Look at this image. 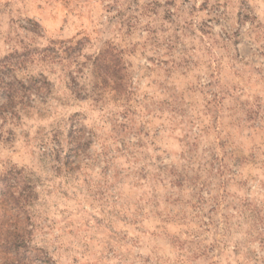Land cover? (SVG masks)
<instances>
[{
    "label": "rangeland",
    "instance_id": "rangeland-1",
    "mask_svg": "<svg viewBox=\"0 0 264 264\" xmlns=\"http://www.w3.org/2000/svg\"><path fill=\"white\" fill-rule=\"evenodd\" d=\"M0 78V264H264V0H0Z\"/></svg>",
    "mask_w": 264,
    "mask_h": 264
},
{
    "label": "trees",
    "instance_id": "trees-1",
    "mask_svg": "<svg viewBox=\"0 0 264 264\" xmlns=\"http://www.w3.org/2000/svg\"><path fill=\"white\" fill-rule=\"evenodd\" d=\"M0 82H3V79L0 78ZM16 83L19 84L18 88H14ZM22 86L20 83L13 79V81L3 84L2 87H0V90L2 92V95L5 97V100L8 104H12L16 98H18V94L22 91ZM13 185L10 184V179L3 177L0 178V197L2 198L3 202L6 200V197L9 198V202H16L17 200L13 198V194L11 192V187ZM12 243L11 245H14ZM14 248H17L16 246Z\"/></svg>",
    "mask_w": 264,
    "mask_h": 264
}]
</instances>
